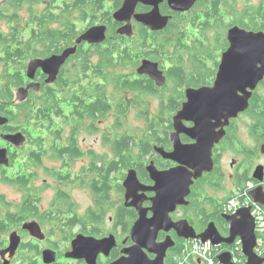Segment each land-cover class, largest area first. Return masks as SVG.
Segmentation results:
<instances>
[{
    "label": "flooded vegetation",
    "instance_id": "1",
    "mask_svg": "<svg viewBox=\"0 0 264 264\" xmlns=\"http://www.w3.org/2000/svg\"><path fill=\"white\" fill-rule=\"evenodd\" d=\"M56 7V0H0V116L8 119L6 125L0 126V150H6L10 161L8 166L0 165V264H5V262L9 264H47L44 256L46 251L55 252L57 255L56 262L52 264H89L87 258L69 257L70 253L73 252V243L78 236L92 239L94 242L114 238L115 245L110 252L108 254L99 253L95 260V264H113L125 256V250L135 245L132 231L140 218V214L137 208L131 204L135 201L141 202L144 209H150L153 206L152 199L156 197V193L150 188L155 187V181L152 179L148 168L154 167L162 173L183 167L178 162L164 157L157 151V148L163 149L165 154H172L175 151L172 141V136L175 133L174 118L187 102V90L214 87L222 54L229 48L227 39L229 29L225 37L226 45L227 43L228 45L219 54L212 48L213 41H216L215 36L201 38L203 44H206V40L209 41L211 54L214 57L206 59L205 56L203 58L205 65H208L206 67L210 74L208 73V77L202 83H188L186 75L193 68L194 62L191 61V56L187 53H183L182 58L178 61L183 63L182 68L173 69L169 60H163V65L158 61L143 59L159 63L160 70L166 78L165 84L159 87L150 77L138 74L137 70L141 64L135 70L138 77L147 78L159 90L158 94L148 95L150 98L146 101L149 103L150 114H154L156 119L162 123V142L153 145L152 150L144 156L142 163L137 164L136 161L133 167L121 171L122 159L120 155L113 148L111 142L104 140L105 137L115 138L119 133L107 132L108 129L104 131L100 126V124L105 123V120L112 123L115 121V117H119L118 103L113 102V108L107 112L106 117L103 116V108L96 112L97 116L101 115V119L104 118L98 121L97 131L89 132L85 127L77 135V144L80 148L79 151L77 150L78 156L71 166L69 164L61 165V168L64 167L68 170V172L61 173L65 180L60 181H62L61 183L65 181L66 184L61 185L60 182L53 180L55 195L50 199L44 195L46 187L50 186L49 181L45 180L43 184H40L39 179L29 178L26 180L24 178L26 150L33 142L37 144L38 136L31 139L24 132V114L17 108L29 103L32 97L39 98L41 90L46 86L51 89V95L56 98L57 92L60 90L59 84L65 82L69 86L78 87L79 80L87 82V75L80 78L75 76V67L79 61H83L84 56H88L87 50H91L94 45L85 43L80 46L79 50L81 47L85 49L81 60L77 57L78 53L71 57L62 68L58 79L51 84H46L47 77L41 71L37 73L35 80H30L27 74L31 61L49 56L36 57L32 50L27 51L26 54L23 52L13 53L21 59L17 68H22V70H11V76L4 72L7 66L4 65L3 59L8 56L7 42L14 40L16 33H19V37L22 35L25 26H32L27 29V32L30 33V37L33 36L34 25L36 28L39 25L37 22L39 15L49 10L51 15L55 16ZM140 7L144 6L138 7V13L151 10L150 7H145L146 10H142ZM31 12H34L33 16L36 17V22L31 20ZM74 20L80 24V20ZM113 21L116 26V34L120 37L117 31L125 24L117 23L114 18ZM84 24L86 27L76 38L74 45L82 34L91 27L105 25L109 29V25L99 21L94 24L89 22ZM132 25L134 35L132 37L124 36L125 38L137 36L138 29L142 26L134 20ZM144 28L148 30L146 37L149 41L168 39L166 35L162 34L165 30L153 32L146 27ZM55 54L52 53L51 55ZM216 54L219 55L218 58ZM208 61L211 62L210 65ZM32 84H40L41 88L39 90L37 87L32 88L28 97L24 98L20 94V90ZM70 91L73 93L77 90L70 87ZM76 96L78 97L77 94ZM92 101L94 102V100ZM67 105L71 109L69 116L73 117L76 113L74 112L75 106H79L80 102L78 101L74 105L67 102ZM162 107L165 112L163 115H159ZM139 111L142 112L143 108L138 106ZM19 116L20 120H18ZM15 117L17 121L14 120ZM224 123L223 121L219 125H224ZM182 126L190 129L195 126V123L183 120ZM213 130L217 134L223 132L212 150L214 169L211 173H205L202 178L195 181L191 188V194L186 199L188 205L178 206L175 212L171 213V218L175 223L187 221L192 231L198 235L204 233L211 224H214L223 237H228L229 227L225 216L229 215L222 212L226 200L235 188L241 186L246 178H251L250 181H254L253 175L258 166L264 168V81L253 93L250 107L245 112L240 113L237 118L231 119L229 124ZM18 133H22L26 137V141L20 147H16L5 138ZM70 135L71 133L67 134V136ZM86 136H98L97 141L100 142L101 140V144L97 143V147L92 143L89 144ZM179 140L182 145L195 144V141L185 133L180 134ZM97 148L104 149L105 153L100 152ZM137 155L135 156L137 157ZM52 165L58 166V164ZM78 165L81 166L77 167ZM16 168H19L17 174L12 172ZM130 170L137 173L140 185L132 190V196L128 199L124 183ZM34 172L39 176L41 173H45L44 170L37 169ZM105 172L110 173L108 178L105 177ZM11 174L13 175L11 176ZM78 189L87 195L85 204H80L74 199L73 192ZM153 215L154 213L148 210L147 218H152ZM25 226H29L31 229L25 228ZM13 234H17L21 238L20 246L14 254L8 252L10 238ZM167 237H170L174 243L173 247L168 250L165 259L166 264H171L172 255L183 245L188 244L189 240L180 237L177 230L171 228L168 232L161 230L158 241L162 242ZM92 242L88 241L86 246ZM220 246H222L223 253H231L230 248L232 246ZM90 249L92 250L93 246ZM149 256L152 259L156 257L152 253H149ZM195 263L202 264L200 260H196Z\"/></svg>",
    "mask_w": 264,
    "mask_h": 264
},
{
    "label": "trees",
    "instance_id": "2",
    "mask_svg": "<svg viewBox=\"0 0 264 264\" xmlns=\"http://www.w3.org/2000/svg\"><path fill=\"white\" fill-rule=\"evenodd\" d=\"M56 1V15H51L49 10L41 13L37 21L38 27L34 25L33 36L29 39L25 37L27 29L32 27L25 26L22 35L18 37L19 33H16L15 39L7 42L8 56L3 59V63L7 66L4 72L9 76L11 70H22L17 68L21 59L13 53L26 54L27 51L32 50L36 57L59 54L74 45L76 38L84 30L85 22L94 24L99 21L109 25L110 30L108 40L104 44L94 45L91 50L88 49V56H84L83 61H79L75 67V76L80 78L87 75V82L79 80L78 87L69 86L65 82L59 84L60 90L56 98L46 86L41 90L39 98L32 97L29 103L17 108L24 114V132L31 139H33L31 132L35 131V134H38L37 144L33 142L26 150L24 161L26 180L40 179V176L34 172L36 169L44 170L48 178L57 182L61 183L60 180H65L61 173L68 170L61 168V165L71 166L75 162L78 156L77 150H80L77 135L85 127L89 132L97 131L98 121L104 118L101 119V115L97 116L96 112L103 108V116L106 117L107 112L113 108V102L118 103L119 117H115V121L110 123L107 132H118L119 135L115 138L105 137L104 140L111 142L120 155L121 171L133 167L136 161L137 164L142 163L144 156L152 150L153 145L162 142V123L154 114H150L149 103L146 101L150 98L148 95L158 94L159 90L150 80L138 77L135 73L142 60L151 59L163 65V60H169L173 69L182 68L183 63L178 61L183 53H187L191 56L194 65L191 71L187 72L186 79L189 84L202 83L210 74L203 58L214 57L211 54L209 41L206 40V44H203L201 38L208 37L210 31L215 32L217 38L214 51L219 54L228 45L225 41L228 29L237 25L251 31L264 29V0H260L258 4H253L251 0H198L188 15L172 12L165 3L161 7L162 13L173 17L167 30L162 32L168 39H153V41L147 39L148 30L142 26L134 38L117 36L112 15L121 6L122 0ZM30 14L31 20L36 22L34 12ZM74 19L80 20V24ZM84 51L83 47L78 51L77 57L80 60ZM172 79L175 81L174 78ZM70 87L77 91L72 93ZM78 101L80 105L75 106L76 113L70 117L67 102L74 105ZM138 106L143 108L142 112H138ZM131 110L135 111L136 119L140 122L135 129L129 121ZM164 112L165 109L162 107L159 115H163ZM14 120L17 121L16 117ZM68 133L71 135L67 136ZM109 174L105 172V177L108 178ZM249 180L251 178H246L241 185ZM65 184V181L61 183V185ZM184 247L183 245L172 255L171 264L175 263L176 255L182 256ZM191 263L196 264L194 261Z\"/></svg>",
    "mask_w": 264,
    "mask_h": 264
},
{
    "label": "water",
    "instance_id": "3",
    "mask_svg": "<svg viewBox=\"0 0 264 264\" xmlns=\"http://www.w3.org/2000/svg\"><path fill=\"white\" fill-rule=\"evenodd\" d=\"M197 2L198 0H123L122 6L113 14L117 23L125 24L118 29L117 33L122 37H132L134 35L133 20L153 32L164 31L169 27L173 17L162 13V5L166 3L172 12L183 14L190 12ZM139 6L150 7L151 10L138 13ZM108 30L105 25L91 27L82 34L74 46L64 49L61 54L31 61L28 66V78L35 80L37 73L41 71L47 77L46 84L55 82L68 60L78 53L80 46L85 43L104 44L108 40ZM227 39L229 48L222 54L214 87L188 89L186 92L187 102L174 118L175 133L172 141L175 151L172 154H165L163 149L157 148V151L164 157L178 162L183 167L162 173L154 167L148 168L155 181V187L150 188L156 193V197L152 199L153 206L150 209H144L141 202L135 201L131 204L140 214L132 231L135 245L125 250V256L113 264H166L167 252L174 243L170 237L159 242L158 236L161 230L168 232L171 228L177 230L180 237L185 240L197 239L204 243L211 242L215 246H232L237 238H240L243 254L248 264H264V258L258 257L255 253L256 224L250 208H243L235 215L225 216L229 227L228 237H223L214 224L198 235L192 231L187 221L175 223L171 218V213L175 212L178 206L188 205L186 199L191 194L195 181L214 169L212 150L223 132L217 134L213 129L229 124L231 119L245 112L250 107L253 93L264 81V29L251 31L237 25L228 30ZM137 71L141 76L150 77L159 87L166 82L159 63L143 60ZM40 86V84H32L21 89L20 94L27 98L32 88L37 87L39 90ZM183 120L193 122L195 126L190 129L184 128ZM223 121L224 125H219ZM7 123L8 119L0 116V126ZM181 133L189 136L195 144L182 145L179 140ZM5 138L16 147H20L26 141L22 133ZM9 162L6 150H0V165L8 166ZM263 178L264 168L258 166L253 179L262 182ZM124 185L129 199L132 196V190L140 185L134 170L128 172ZM252 197L254 202L264 206L262 186L255 189ZM148 210L154 213L149 219L147 218ZM25 228L31 229L29 226ZM88 241L93 242L86 246ZM20 243L21 238L13 234L10 238L8 252L16 253ZM114 245V238L94 242L92 239L78 236L73 243V252L69 257L87 258L89 264H95L98 254L102 252L108 254ZM91 246H93L92 250ZM149 253L155 254L156 257L152 259ZM44 256L47 264H52L57 260L56 253L52 251H46ZM219 261L221 264H234L229 252L222 253ZM5 264L9 263L5 262Z\"/></svg>",
    "mask_w": 264,
    "mask_h": 264
},
{
    "label": "built area",
    "instance_id": "4",
    "mask_svg": "<svg viewBox=\"0 0 264 264\" xmlns=\"http://www.w3.org/2000/svg\"><path fill=\"white\" fill-rule=\"evenodd\" d=\"M264 189V178L262 182L247 181L243 185L233 190L231 199L223 206L222 212L226 215H235L243 208H250L255 219L257 246L255 253L260 258H264V207L254 202L252 194L258 187ZM232 262L234 264H248L247 258L243 254V245L240 238L230 248ZM223 253L222 246H215L211 242L201 240H189L185 245L182 256L176 255L174 264H192L200 260L202 264H221L218 261L219 255Z\"/></svg>",
    "mask_w": 264,
    "mask_h": 264
},
{
    "label": "rangeland",
    "instance_id": "5",
    "mask_svg": "<svg viewBox=\"0 0 264 264\" xmlns=\"http://www.w3.org/2000/svg\"><path fill=\"white\" fill-rule=\"evenodd\" d=\"M251 2L253 3V4H258L259 2H260V0H251ZM239 7L241 8V6L239 5ZM86 27V24H84L83 25V28H85ZM209 36H215L216 37V33L215 32H211L210 31V34H209ZM25 37L28 39L29 37H30V33L29 32H26V35H25ZM217 38V37H216ZM212 48L215 50V48H216V45H215V41H213V43H212ZM208 63H209V65L211 64V62H209L208 61ZM70 108L68 109V113L70 112ZM154 111V110H153ZM129 121L132 123V126H133V128L135 129L137 126H139V124H140V122L136 119V116H135V111H132L131 112V115L129 116ZM100 126H101V128H102V130H104V131H106L108 128H109V126H110V122L108 121V120H105V123H103V124H100ZM30 135L32 136V138H34V137H37L38 136V134H35V131H33V132H31L30 133ZM97 137L98 136H86V138L88 139V141H89V144H93V145H95V147H97L98 145H97V143H100L101 144V140H100V142H98L97 141ZM99 137H101L100 135H99ZM97 150H99L100 152H104V149L102 150L101 148L99 149V148H97ZM105 153V152H104ZM81 165H78L77 167H80ZM19 169V168H18ZM18 169L16 168V169H14L12 172H14L15 174H17V172H18ZM79 169V168H78ZM13 173V174H14ZM13 174H11V176L13 175ZM46 178H48L47 176H46V174L45 173H41V175H40V184H43V182L46 180V181H49V183H50V186H48V187H46V189H45V196L47 197V198H50V199H52L53 197H54V195H55V188H54V182H53V180L52 179H50V178H48V179H46ZM73 194H74V199H76L80 204H85L86 202H87V195H86V193L84 192V191H81V190H75L74 192H73Z\"/></svg>",
    "mask_w": 264,
    "mask_h": 264
},
{
    "label": "bare ground",
    "instance_id": "6",
    "mask_svg": "<svg viewBox=\"0 0 264 264\" xmlns=\"http://www.w3.org/2000/svg\"><path fill=\"white\" fill-rule=\"evenodd\" d=\"M219 259V258H218Z\"/></svg>",
    "mask_w": 264,
    "mask_h": 264
}]
</instances>
